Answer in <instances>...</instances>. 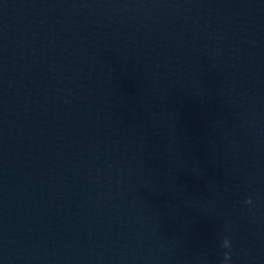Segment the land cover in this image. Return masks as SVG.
I'll return each mask as SVG.
<instances>
[{"label":"water","instance_id":"water-1","mask_svg":"<svg viewBox=\"0 0 264 264\" xmlns=\"http://www.w3.org/2000/svg\"><path fill=\"white\" fill-rule=\"evenodd\" d=\"M225 261L264 264V0H0V264Z\"/></svg>","mask_w":264,"mask_h":264},{"label":"clouds","instance_id":"clouds-1","mask_svg":"<svg viewBox=\"0 0 264 264\" xmlns=\"http://www.w3.org/2000/svg\"><path fill=\"white\" fill-rule=\"evenodd\" d=\"M250 202H251V201L249 200V203H250ZM230 243H231L230 238L227 237V236H225V237H224V240H223V246H224V247H229V246H230ZM225 264H227V261H225Z\"/></svg>","mask_w":264,"mask_h":264}]
</instances>
